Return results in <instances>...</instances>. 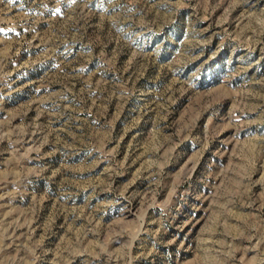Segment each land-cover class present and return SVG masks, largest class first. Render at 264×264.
<instances>
[{"label": "rangeland", "instance_id": "rangeland-1", "mask_svg": "<svg viewBox=\"0 0 264 264\" xmlns=\"http://www.w3.org/2000/svg\"><path fill=\"white\" fill-rule=\"evenodd\" d=\"M0 264H264V0H0Z\"/></svg>", "mask_w": 264, "mask_h": 264}]
</instances>
